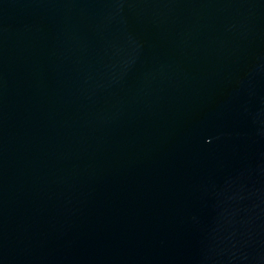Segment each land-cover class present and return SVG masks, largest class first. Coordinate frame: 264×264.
<instances>
[{
    "label": "water",
    "instance_id": "water-1",
    "mask_svg": "<svg viewBox=\"0 0 264 264\" xmlns=\"http://www.w3.org/2000/svg\"><path fill=\"white\" fill-rule=\"evenodd\" d=\"M0 264H264V0H0Z\"/></svg>",
    "mask_w": 264,
    "mask_h": 264
}]
</instances>
